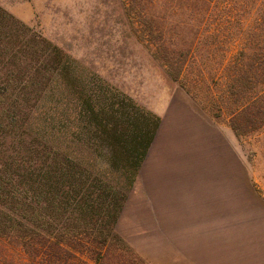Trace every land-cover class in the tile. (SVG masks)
Here are the masks:
<instances>
[{
  "label": "trees",
  "instance_id": "trees-1",
  "mask_svg": "<svg viewBox=\"0 0 264 264\" xmlns=\"http://www.w3.org/2000/svg\"><path fill=\"white\" fill-rule=\"evenodd\" d=\"M145 47L200 118L264 129V0H145ZM90 76L0 8V264H152L116 226L162 119Z\"/></svg>",
  "mask_w": 264,
  "mask_h": 264
},
{
  "label": "rangeland",
  "instance_id": "rangeland-1",
  "mask_svg": "<svg viewBox=\"0 0 264 264\" xmlns=\"http://www.w3.org/2000/svg\"><path fill=\"white\" fill-rule=\"evenodd\" d=\"M140 1L133 10L127 0H0V8L62 49L84 77L162 119L118 227L145 228L136 237L145 261L264 264V129L237 138L226 123L199 117L145 47Z\"/></svg>",
  "mask_w": 264,
  "mask_h": 264
},
{
  "label": "crops",
  "instance_id": "crops-1",
  "mask_svg": "<svg viewBox=\"0 0 264 264\" xmlns=\"http://www.w3.org/2000/svg\"><path fill=\"white\" fill-rule=\"evenodd\" d=\"M145 164V162H144ZM143 164V166H144ZM142 166V167H143ZM142 169V168H141ZM140 169V170H141ZM140 172V171H139ZM137 179V178H136ZM133 191L131 192V194L129 195L128 197V200L123 208V211L121 213V216L118 220V223H117V226H116V230H117V233L142 257L145 259V254L142 251V249L139 247L138 245V242L136 240V237H139V235H141L142 233L145 234V228H142L141 226H138V225H135L134 223H131L129 225V227L127 228L128 225H126V228H125V231L123 232H118V227L120 225V220L123 221L125 220V215H126V208L128 206H130V198L134 195H136V188H135V185L133 187ZM142 194L145 196V190H142ZM121 224H124V223H121ZM137 224V223H136ZM138 235V236H137Z\"/></svg>",
  "mask_w": 264,
  "mask_h": 264
}]
</instances>
